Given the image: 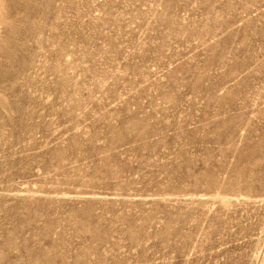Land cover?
<instances>
[{"label":"rangeland","instance_id":"1","mask_svg":"<svg viewBox=\"0 0 264 264\" xmlns=\"http://www.w3.org/2000/svg\"><path fill=\"white\" fill-rule=\"evenodd\" d=\"M0 264H264V0H0Z\"/></svg>","mask_w":264,"mask_h":264}]
</instances>
